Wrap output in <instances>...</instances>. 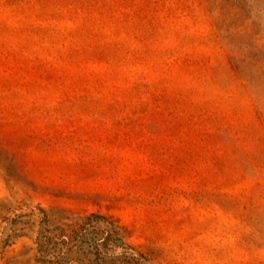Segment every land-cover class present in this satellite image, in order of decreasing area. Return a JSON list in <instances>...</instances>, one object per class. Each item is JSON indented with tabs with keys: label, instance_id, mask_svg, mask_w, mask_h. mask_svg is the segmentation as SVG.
<instances>
[{
	"label": "rangeland",
	"instance_id": "rangeland-1",
	"mask_svg": "<svg viewBox=\"0 0 264 264\" xmlns=\"http://www.w3.org/2000/svg\"><path fill=\"white\" fill-rule=\"evenodd\" d=\"M0 264H264V0H0Z\"/></svg>",
	"mask_w": 264,
	"mask_h": 264
},
{
	"label": "trees",
	"instance_id": "trees-1",
	"mask_svg": "<svg viewBox=\"0 0 264 264\" xmlns=\"http://www.w3.org/2000/svg\"><path fill=\"white\" fill-rule=\"evenodd\" d=\"M104 241V240H103Z\"/></svg>",
	"mask_w": 264,
	"mask_h": 264
}]
</instances>
